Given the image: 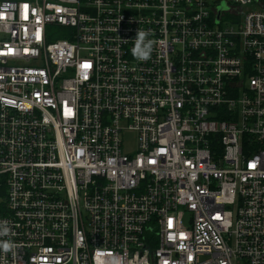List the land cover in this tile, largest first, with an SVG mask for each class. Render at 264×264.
<instances>
[{"label":"built area","instance_id":"2783aa9c","mask_svg":"<svg viewBox=\"0 0 264 264\" xmlns=\"http://www.w3.org/2000/svg\"><path fill=\"white\" fill-rule=\"evenodd\" d=\"M0 221V264H264V0H0Z\"/></svg>","mask_w":264,"mask_h":264},{"label":"clouds","instance_id":"9594fccd","mask_svg":"<svg viewBox=\"0 0 264 264\" xmlns=\"http://www.w3.org/2000/svg\"><path fill=\"white\" fill-rule=\"evenodd\" d=\"M150 35L147 31L138 30L135 39L133 40V47L131 53L134 58L139 61H147L150 59L153 51V41L148 39ZM14 235L11 228L6 221H0V237H10ZM16 244L11 239H0V251L3 253L14 252ZM108 264H120L117 258H113Z\"/></svg>","mask_w":264,"mask_h":264},{"label":"rangeland","instance_id":"374dc122","mask_svg":"<svg viewBox=\"0 0 264 264\" xmlns=\"http://www.w3.org/2000/svg\"><path fill=\"white\" fill-rule=\"evenodd\" d=\"M134 135L131 134L130 137L128 138V150H133V146H134Z\"/></svg>","mask_w":264,"mask_h":264}]
</instances>
